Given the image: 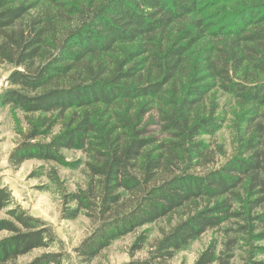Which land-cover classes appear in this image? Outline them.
I'll list each match as a JSON object with an SVG mask.
<instances>
[{
	"label": "trees",
	"instance_id": "trees-1",
	"mask_svg": "<svg viewBox=\"0 0 264 264\" xmlns=\"http://www.w3.org/2000/svg\"><path fill=\"white\" fill-rule=\"evenodd\" d=\"M202 5L0 0V65L15 66L0 106L38 114L9 162L64 164V150L84 152L87 182L65 194L62 214L73 220L85 212L94 223L75 248L84 264L114 240L182 210L149 258L123 264H169L202 234L234 220L219 254L211 245L195 264H233L240 237L231 231L264 240V0L243 6L228 36L200 45L210 23L192 15ZM129 43L135 50L118 53ZM216 88L246 112L245 136L221 164L210 139L225 119L206 101ZM12 204L0 184V211L8 215L0 232L9 233L0 240V264H18L54 241L45 223ZM62 261L48 251L25 264ZM241 264L264 259L253 252Z\"/></svg>",
	"mask_w": 264,
	"mask_h": 264
},
{
	"label": "rangeland",
	"instance_id": "rangeland-1",
	"mask_svg": "<svg viewBox=\"0 0 264 264\" xmlns=\"http://www.w3.org/2000/svg\"><path fill=\"white\" fill-rule=\"evenodd\" d=\"M256 0H202V8L192 16L204 19L208 24L203 40L198 43H215L231 31V27L240 19L241 8ZM180 27V26H179ZM222 31V32H221ZM225 34H224V33ZM198 47V46H196ZM136 43H129L118 47V53L122 54L126 49L135 50ZM193 56H191L192 58ZM15 69L14 65L5 63L0 65V93L10 87L7 78ZM207 103L219 105V114L225 122L216 133L213 148L217 153V163L221 164L228 157L235 154L239 140L245 136V107L240 105L231 95L219 88L211 91L206 97ZM36 115H28L23 111L13 108L11 105L0 106V184L7 187L12 195L13 206H20L27 213L40 219L47 226L54 237L50 248H38L21 256L18 264L30 262L44 252L61 253L62 264H84L75 252V248L94 229V223L82 212L76 219H63L65 207L64 196L66 193L84 187L87 182L85 162L86 155L79 149L64 150L65 163L45 161L32 158L24 161L19 167L9 162L10 154L24 139L28 131L29 122ZM151 115L156 113L152 112ZM107 118H105L106 120ZM59 126L54 133L59 131ZM149 129L164 136L159 131V126L151 124ZM203 139H209L204 136ZM183 211V210H182ZM182 211L166 218L149 223L114 240L109 247L104 249L90 264H123L131 260H144L150 257L153 246L179 220ZM0 218H8L6 210L0 211ZM235 223H227L215 229L208 230L195 239L188 247L177 252L169 264H195L201 253L213 245L219 254L226 240L225 229ZM6 231L0 232V240L7 236ZM238 235L239 244L235 250L233 264H241L251 253L257 259H264V240L256 236H244L231 231L228 235ZM139 245L140 249H135ZM259 247V248H258ZM218 264V263H214Z\"/></svg>",
	"mask_w": 264,
	"mask_h": 264
},
{
	"label": "built area",
	"instance_id": "built-area-1",
	"mask_svg": "<svg viewBox=\"0 0 264 264\" xmlns=\"http://www.w3.org/2000/svg\"><path fill=\"white\" fill-rule=\"evenodd\" d=\"M2 86V84L0 83V87Z\"/></svg>",
	"mask_w": 264,
	"mask_h": 264
}]
</instances>
